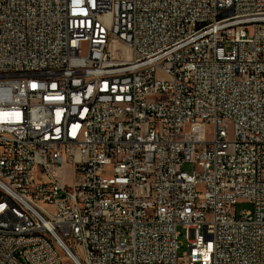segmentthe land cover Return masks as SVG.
Returning a JSON list of instances; mask_svg holds the SVG:
<instances>
[{"label":"built area","instance_id":"2783aa9c","mask_svg":"<svg viewBox=\"0 0 264 264\" xmlns=\"http://www.w3.org/2000/svg\"><path fill=\"white\" fill-rule=\"evenodd\" d=\"M0 187V264H264V0H0Z\"/></svg>","mask_w":264,"mask_h":264},{"label":"bare ground","instance_id":"6f19581e","mask_svg":"<svg viewBox=\"0 0 264 264\" xmlns=\"http://www.w3.org/2000/svg\"><path fill=\"white\" fill-rule=\"evenodd\" d=\"M0 196H3V189H1V187ZM5 215L8 217V222H19L21 221V207L7 206L5 207ZM38 235H46V228H37L36 231V229H26V223L18 224V236H24L25 238H38ZM54 252L57 255H62V264H70L71 246L55 244Z\"/></svg>","mask_w":264,"mask_h":264},{"label":"rangeland","instance_id":"374dc122","mask_svg":"<svg viewBox=\"0 0 264 264\" xmlns=\"http://www.w3.org/2000/svg\"><path fill=\"white\" fill-rule=\"evenodd\" d=\"M120 46L117 45L116 48H119ZM195 169V166L193 164H185L184 171L191 172ZM66 170L70 171L71 167L69 165L66 166ZM252 206L248 203L241 202L237 205L236 210L237 214H240L242 211L251 210ZM179 232L182 236L179 237V242L183 246L182 249H180L179 254L181 255L183 252L188 250V242L186 239V231L183 228H179ZM67 262V261H66Z\"/></svg>","mask_w":264,"mask_h":264}]
</instances>
